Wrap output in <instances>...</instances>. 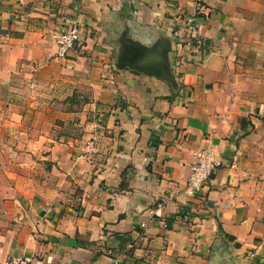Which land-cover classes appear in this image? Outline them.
Instances as JSON below:
<instances>
[{
    "label": "crops",
    "instance_id": "1",
    "mask_svg": "<svg viewBox=\"0 0 264 264\" xmlns=\"http://www.w3.org/2000/svg\"><path fill=\"white\" fill-rule=\"evenodd\" d=\"M208 144L222 165L189 195ZM14 255L264 264V0H0V264Z\"/></svg>",
    "mask_w": 264,
    "mask_h": 264
},
{
    "label": "built area",
    "instance_id": "2",
    "mask_svg": "<svg viewBox=\"0 0 264 264\" xmlns=\"http://www.w3.org/2000/svg\"><path fill=\"white\" fill-rule=\"evenodd\" d=\"M204 0H194L196 10L203 5ZM205 29L204 21L196 13L182 18V32L189 40L202 39ZM80 36V26L72 22L65 29L54 31L53 39L57 44V54L66 55L77 44ZM190 171L186 181L185 191L189 195L195 194L222 165L221 158L217 156L215 146H207L193 152ZM4 264H31V260L23 256H10Z\"/></svg>",
    "mask_w": 264,
    "mask_h": 264
},
{
    "label": "water",
    "instance_id": "3",
    "mask_svg": "<svg viewBox=\"0 0 264 264\" xmlns=\"http://www.w3.org/2000/svg\"><path fill=\"white\" fill-rule=\"evenodd\" d=\"M127 64L132 66V67H135V68L141 67V66H139V63H137V62H129ZM141 68L144 69L145 71H147V68H145L144 66H142Z\"/></svg>",
    "mask_w": 264,
    "mask_h": 264
}]
</instances>
